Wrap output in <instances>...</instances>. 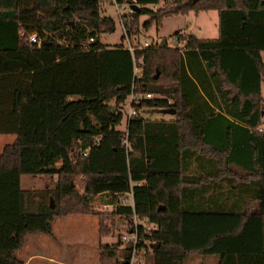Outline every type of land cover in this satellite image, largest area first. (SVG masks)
<instances>
[{"label":"trees","instance_id":"16d2710c","mask_svg":"<svg viewBox=\"0 0 264 264\" xmlns=\"http://www.w3.org/2000/svg\"><path fill=\"white\" fill-rule=\"evenodd\" d=\"M99 2L0 0V73L33 71L0 120V132L14 134L0 149V264H24L15 252L25 237L52 234L53 219L68 214H95L98 237L115 227L104 223L113 216L128 233L131 207L114 197L129 186L134 214L154 225L138 227L142 259L133 264H184L189 255L199 264L210 255L217 264H264V131L256 130L264 122V0H135L127 35L139 14L147 27L215 9L218 36L190 35L183 50L154 42L131 51L122 36L100 41L115 22ZM130 95L135 112L123 133ZM163 107L174 108L170 118L142 115ZM21 174L55 178L33 190L19 186ZM95 197L112 207L95 209ZM122 235L115 246L98 244L100 260L127 264L132 244Z\"/></svg>","mask_w":264,"mask_h":264},{"label":"rangeland","instance_id":"374dc122","mask_svg":"<svg viewBox=\"0 0 264 264\" xmlns=\"http://www.w3.org/2000/svg\"><path fill=\"white\" fill-rule=\"evenodd\" d=\"M159 5V3H158ZM145 7L152 8L151 4H146ZM120 9H122L120 5ZM121 11V10H120ZM99 12L101 14L109 15L113 18L115 22V28L111 32L101 33L99 35V39L106 45H114L117 44L122 36L121 41L123 44H126V40L131 45L141 44L143 41H147L149 43H160L163 39L165 41V45L169 47H177L180 49V44H182V38L186 33L195 30L196 34L201 38H216L218 35V13L215 9H203L199 10L198 14H195L193 11H189L185 14H169L161 19V24L156 26L153 22L147 26H142V21L146 18V14H139L138 22L136 25V33L134 30H131L132 33L127 35L125 30L122 29L118 17L116 15L115 10L113 9V2L111 0H100L99 2ZM122 12V11H121ZM128 18V14L124 13ZM177 31L178 35L174 38L170 36L173 32ZM195 35V34H192ZM181 50V49H180ZM263 55L264 61V50L261 52ZM23 75L18 76L15 80V87L19 89H27L28 85L23 83ZM155 95V94H154ZM262 96L264 98V84L262 85ZM128 99L123 105V109L125 110V115L122 117L120 123L117 127L125 133L127 121H126V110ZM264 105V101H263ZM143 116H147L149 118H170L171 114L160 112V110H151L148 109L142 113ZM264 120V116H263ZM264 123V122H263ZM14 138L13 134H4L0 136V149L3 144L11 142ZM55 177H46V176H38V175H29V174H21L19 176V186L25 189H42L45 184L48 186H52ZM71 185H73L78 191H81V183L79 181V177L75 176L71 180ZM92 205L95 209L99 211L107 212L109 209L105 207L104 204L100 203L98 197L92 200ZM104 223L108 226L112 225L115 227L110 229V232L107 235L100 237L99 243H107L111 246H115L116 242L120 239V235L124 234L126 231V225L123 218L114 217L110 220L107 219ZM111 227V226H110ZM52 233L53 236L58 239H66L70 245V249L67 250V253L70 257H74L76 255L75 248L72 242L78 236H84L91 241L98 237L97 232V217L92 213L85 214H68L65 216L57 217L52 222ZM129 233V232H128ZM38 240V241H37ZM48 241H54L53 237L49 234L39 233L28 235L25 238L24 244L22 248L15 252V255L23 259V253H28L30 251H38L42 250V245L48 243ZM74 251V252H73ZM22 255V256H20ZM120 257L118 256L117 259ZM136 259L141 261L142 255L136 254ZM115 259H103L100 260V263L103 264H114ZM218 256L210 255L203 261L202 264H217ZM200 257L197 255H190L187 257L184 264H198L200 263Z\"/></svg>","mask_w":264,"mask_h":264},{"label":"crops","instance_id":"0c3cea01","mask_svg":"<svg viewBox=\"0 0 264 264\" xmlns=\"http://www.w3.org/2000/svg\"><path fill=\"white\" fill-rule=\"evenodd\" d=\"M198 12L199 11L195 12V14H198ZM192 34H195L197 37H199L194 29L186 33V35H184V37L182 38V44H180L181 50L185 48L186 41L188 37ZM261 58L263 60L262 53H261ZM32 73H33L32 70L0 73V120H4L8 118L10 115L11 93L15 88H17L15 87L16 84L15 80L18 78L19 74L23 75V79H22L23 83L29 85ZM4 134L6 135L13 133L0 132V136ZM29 235H33V234H29ZM50 236L53 237L54 241H48V243L43 244L42 250L30 251L28 253L24 252L22 254L23 259L21 260L24 262V264H100L99 251H98V244L100 242V237H96L95 239L88 241L86 237L78 236L75 240L72 241L76 243L73 244L74 246H72L73 248L76 249L75 250L76 255H74V257H70V255L67 253V250L71 248L70 245L72 244L71 243L69 244L68 240L66 239L63 240L58 239L57 237L53 236V233L50 234Z\"/></svg>","mask_w":264,"mask_h":264},{"label":"built area","instance_id":"2783aa9c","mask_svg":"<svg viewBox=\"0 0 264 264\" xmlns=\"http://www.w3.org/2000/svg\"><path fill=\"white\" fill-rule=\"evenodd\" d=\"M113 2V9L116 12V15L118 17L119 23L122 27V29L124 30V26L123 23L124 21L127 19V16L124 14L125 12H129V11H133V8L130 6L131 3H135V0H129L126 1L124 3H117L114 0H111ZM152 9H155L158 6V3H150ZM120 5L122 7V9H120ZM122 12H121V11ZM27 40L30 43H36L37 45L40 44L41 40L40 38L37 36V34L35 32H30L27 35ZM91 37H89L87 39V41H90ZM150 43L147 41H143L141 44H139V46H147ZM125 47L128 50H132L133 45H131L128 40H126V44ZM153 96L152 93L147 92L143 95V97H151ZM127 110H126V121H128V118L131 114H133L135 111L131 106V95L128 97V103H127ZM257 131H264V123L258 125L256 127ZM114 204H119V205H129L131 207L132 210V215L129 219L130 222V229H129V233H125L123 234L121 237L124 241H131L132 247L130 250V254L127 260V264H133L134 262L138 261V259H136V254L138 253V249L136 247V244L138 242V227H141L143 229L144 232L148 233L151 229L154 228V225L145 217H138L134 214L133 211V198H132V189L131 186H129L128 190L117 194L114 197ZM105 207L107 209H110L112 207V204H104Z\"/></svg>","mask_w":264,"mask_h":264},{"label":"water","instance_id":"95a60500","mask_svg":"<svg viewBox=\"0 0 264 264\" xmlns=\"http://www.w3.org/2000/svg\"><path fill=\"white\" fill-rule=\"evenodd\" d=\"M130 6L133 8L134 11L138 10L137 4L131 3ZM164 43H165V41L162 39L160 41V45H164ZM159 110H160V112L169 113V114H172L174 112L173 107H163V108H160ZM49 205H52V199L51 198H49ZM124 263H126V261H124Z\"/></svg>","mask_w":264,"mask_h":264}]
</instances>
